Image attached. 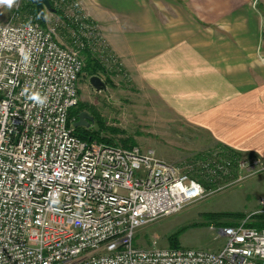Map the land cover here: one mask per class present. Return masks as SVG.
<instances>
[{"label":"built area","instance_id":"1","mask_svg":"<svg viewBox=\"0 0 264 264\" xmlns=\"http://www.w3.org/2000/svg\"><path fill=\"white\" fill-rule=\"evenodd\" d=\"M81 70L54 28L0 22V264H264V229L245 220L218 229L217 250L134 245L204 189L150 150L74 134Z\"/></svg>","mask_w":264,"mask_h":264},{"label":"rangeland","instance_id":"2","mask_svg":"<svg viewBox=\"0 0 264 264\" xmlns=\"http://www.w3.org/2000/svg\"><path fill=\"white\" fill-rule=\"evenodd\" d=\"M28 0H16L9 8L0 5V22L31 20ZM62 11H45V27L54 28L57 40L76 51L82 68L98 64L90 72L81 70L75 109L86 111L92 121L87 127L100 143L152 151L166 163L202 182L203 196L180 211L160 216L136 229L134 245L140 248L170 247L176 236L179 246L217 250L223 245L218 233L228 224L264 221V160L251 165L255 155L233 152L206 130L178 115L155 99L148 86L124 68L109 47L108 39L90 11L89 0H51ZM259 9V36L264 40V0H251ZM264 42V41H263ZM264 45H262V51ZM261 51V53H262ZM102 79L96 89L90 77ZM76 121V120H75ZM240 161H249L239 168Z\"/></svg>","mask_w":264,"mask_h":264},{"label":"crops","instance_id":"3","mask_svg":"<svg viewBox=\"0 0 264 264\" xmlns=\"http://www.w3.org/2000/svg\"><path fill=\"white\" fill-rule=\"evenodd\" d=\"M89 2L110 49L157 101L264 160V40L251 0Z\"/></svg>","mask_w":264,"mask_h":264},{"label":"trees","instance_id":"4","mask_svg":"<svg viewBox=\"0 0 264 264\" xmlns=\"http://www.w3.org/2000/svg\"><path fill=\"white\" fill-rule=\"evenodd\" d=\"M50 3H51V6L54 8L55 10V13L58 14V16H61L63 19H64V16H63V13L62 11L58 10L51 2L50 0ZM27 6L29 8V13H30V17H31V20L32 21H36L38 22L40 25L44 26L45 27V22L42 21L38 16H37V13H36V9H35V6L34 4H32L29 0L27 1ZM97 66L98 67V64L95 60H90L89 63L84 67L82 68V70L84 71H87L90 72V74L92 75V67L91 66ZM81 112L80 110L78 109H75L72 108L70 111H69V121L71 123H73L75 120H77V115L78 113ZM73 132L74 134H76L78 137L82 138V139H85V140H93V139H96L98 136L97 134L94 132V131H90L86 128H83V127H75L73 129ZM98 139V138H97ZM227 147V146H226ZM229 148V147H227ZM230 150H232L233 152H239V151H236L234 149H231L229 148ZM202 183V182H200ZM235 224V223H233ZM228 225H232V224H228ZM246 225L247 226H250V227H254L256 229H264V221L263 222H246ZM169 243H170V248H182L179 246V243H178V240H177V237L176 236H172L169 240Z\"/></svg>","mask_w":264,"mask_h":264},{"label":"water","instance_id":"5","mask_svg":"<svg viewBox=\"0 0 264 264\" xmlns=\"http://www.w3.org/2000/svg\"><path fill=\"white\" fill-rule=\"evenodd\" d=\"M32 4H34L37 16L44 21L45 11L55 12L54 8L51 6L50 0H29ZM90 83L96 89H100L105 87L102 79L96 75L90 77ZM92 121V117L86 112L81 111L77 115V120L72 123V126L75 127H87L89 122Z\"/></svg>","mask_w":264,"mask_h":264},{"label":"clouds","instance_id":"6","mask_svg":"<svg viewBox=\"0 0 264 264\" xmlns=\"http://www.w3.org/2000/svg\"><path fill=\"white\" fill-rule=\"evenodd\" d=\"M15 2L16 0H0V5H7L9 8H11ZM31 98L38 102L41 101V97L39 94H35Z\"/></svg>","mask_w":264,"mask_h":264}]
</instances>
